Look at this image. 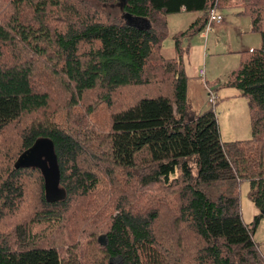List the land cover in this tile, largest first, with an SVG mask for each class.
Listing matches in <instances>:
<instances>
[{
    "label": "trees",
    "instance_id": "16d2710c",
    "mask_svg": "<svg viewBox=\"0 0 264 264\" xmlns=\"http://www.w3.org/2000/svg\"><path fill=\"white\" fill-rule=\"evenodd\" d=\"M228 2L0 0V264H79L83 241L84 264H264L262 215L243 224L238 193L246 181L264 212V0ZM223 7L260 39L226 77L250 121L230 144L212 108L188 103L179 45ZM177 13L198 16L165 57ZM39 138L62 201L47 202L38 169L13 167Z\"/></svg>",
    "mask_w": 264,
    "mask_h": 264
},
{
    "label": "rangeland",
    "instance_id": "374dc122",
    "mask_svg": "<svg viewBox=\"0 0 264 264\" xmlns=\"http://www.w3.org/2000/svg\"><path fill=\"white\" fill-rule=\"evenodd\" d=\"M231 2L233 0H229L228 4ZM225 10H222L224 21L228 23V29L235 30L232 22L235 17L228 12L229 9ZM196 15L192 13H177L167 17L168 35L162 44V53L165 57L175 56L170 34L173 31L184 29L189 20L196 17ZM240 18L242 19V23L243 20H246L245 17H239L235 20ZM209 35L204 36L202 31H200L186 38V40H183V38L179 40L180 48L181 46L187 48L186 51L182 52V64L185 75L193 80H202L209 87L207 91H211L214 101L213 104H209L206 95L207 91L205 92L202 105L199 104L197 99L199 97L196 96L191 88L190 96L192 95L196 105L198 104L197 111H204L208 108L213 109L221 142L230 144L246 141L250 138V121L246 99L238 91L226 85V77L239 64V55L233 51L235 49L234 42L236 38L232 37V46L230 47L232 52L227 53L226 49L221 48L222 41L218 39V45H216V40L211 43L208 41ZM198 71H201L202 75L197 76ZM238 193L240 215L243 224L249 225L253 221L254 216L258 214L262 215L252 236L253 241L259 247L262 255V251L264 250V212L257 209L254 203L248 198V183L246 181L239 184ZM85 249L86 241L81 242L76 249V258L79 264L85 263Z\"/></svg>",
    "mask_w": 264,
    "mask_h": 264
},
{
    "label": "crops",
    "instance_id": "0c3cea01",
    "mask_svg": "<svg viewBox=\"0 0 264 264\" xmlns=\"http://www.w3.org/2000/svg\"><path fill=\"white\" fill-rule=\"evenodd\" d=\"M223 9L228 10L229 8L223 7L222 9H219V11L217 12L220 16H222L221 17L222 18L221 23L211 25L207 31L202 30V33L204 36H208L211 33L208 37V41L213 43V41L216 40V45H218L219 43H217V40L219 39L220 41H222L221 48L226 49L227 53H231L232 52L230 50V47L232 46L231 39H232V37H234V38H236V41L234 42L235 43L234 44L235 49H233V51L235 53H237L238 55H240L241 52H244V51H247L250 49H255V48L259 47V45H260L259 36L257 33L251 31L250 22H249L248 17L240 14L238 9H236V10L229 9L228 12L232 16L235 17L232 21L235 30L228 29V23L225 22L224 18H223V14H222ZM196 16H198V15H196ZM239 17H245L246 20L245 21L243 20V23H242L241 18L238 20H235L236 18H239ZM190 21H192V19H190L189 22ZM188 23H187V25H188ZM184 29H181V30H184ZM181 30H178V31H181ZM178 31H173V34L175 32H178ZM200 75H202V72L198 71L197 76H200ZM190 81H192V82L189 83ZM190 88L192 91L195 92L196 96L199 97L197 99L199 101V104L202 105V103L204 102L205 92L207 91V89H209V87H207V85L205 83H203L202 80L201 81L199 79L193 80V79H190L187 77L186 97H187V100H188L190 106L192 107V109L197 111L198 110L197 109L198 104L196 105L195 101L192 98V95L190 96ZM207 92L211 93V91H207ZM207 92H206V95H207ZM262 255L264 257V250L262 251Z\"/></svg>",
    "mask_w": 264,
    "mask_h": 264
},
{
    "label": "water",
    "instance_id": "95a60500",
    "mask_svg": "<svg viewBox=\"0 0 264 264\" xmlns=\"http://www.w3.org/2000/svg\"><path fill=\"white\" fill-rule=\"evenodd\" d=\"M126 18L128 16L126 15ZM15 169H38L44 181L47 202L54 203L65 199V192L60 187V173L52 141L48 138L37 139L31 147L22 152L15 160ZM102 236L98 241L102 243Z\"/></svg>",
    "mask_w": 264,
    "mask_h": 264
},
{
    "label": "built area",
    "instance_id": "2783aa9c",
    "mask_svg": "<svg viewBox=\"0 0 264 264\" xmlns=\"http://www.w3.org/2000/svg\"><path fill=\"white\" fill-rule=\"evenodd\" d=\"M221 19H222L221 16L217 12H215L213 10H210L209 12H207L206 20L208 23V27L206 28L205 31H207L211 25L219 24L221 22ZM207 97H208L207 101L209 103H211L214 99V97H212V93H210V92H207Z\"/></svg>",
    "mask_w": 264,
    "mask_h": 264
}]
</instances>
